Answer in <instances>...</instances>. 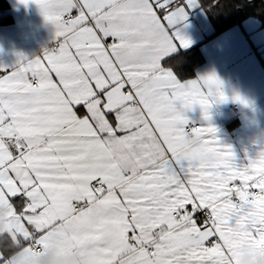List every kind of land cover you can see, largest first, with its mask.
<instances>
[{"label": "snow or ice", "instance_id": "snow-or-ice-1", "mask_svg": "<svg viewBox=\"0 0 264 264\" xmlns=\"http://www.w3.org/2000/svg\"><path fill=\"white\" fill-rule=\"evenodd\" d=\"M57 46L0 66V264L53 237L87 264H234L264 248V151L243 166L212 126L214 74L183 79L194 0H33Z\"/></svg>", "mask_w": 264, "mask_h": 264}, {"label": "crops", "instance_id": "crops-1", "mask_svg": "<svg viewBox=\"0 0 264 264\" xmlns=\"http://www.w3.org/2000/svg\"><path fill=\"white\" fill-rule=\"evenodd\" d=\"M6 2L8 9L0 14L9 18L8 22L0 23V66L12 70L18 67V62L32 60L42 56L45 50L54 49L59 38L55 37L54 26L45 20L33 0ZM200 9L199 3L186 7L185 19L175 26L189 42L187 46H177L175 54L198 44L204 61L189 79L214 74L221 83L224 98L214 99L206 116L199 105L181 111L186 124L191 123L192 127H214L218 143L227 145L233 153L234 164L243 166L264 151V59L256 46L257 42L264 45V40L258 36L253 41L248 36L242 23L249 18L215 35L213 32L199 38L195 20L202 25L208 23L206 13ZM263 27L261 22L252 23L255 34L262 32ZM234 104L237 108L229 109ZM45 248L46 251L38 252L31 264H38V258L43 256H50L53 264H76V259L79 264H87L85 259L79 258L78 251L59 237L51 238ZM257 250L264 251V248L246 242L238 244L234 264H244V256H251Z\"/></svg>", "mask_w": 264, "mask_h": 264}, {"label": "trees", "instance_id": "trees-1", "mask_svg": "<svg viewBox=\"0 0 264 264\" xmlns=\"http://www.w3.org/2000/svg\"><path fill=\"white\" fill-rule=\"evenodd\" d=\"M198 3L214 25L213 35L251 17L258 19L264 26V4L261 2L256 3L253 0H198ZM7 9L6 0H0V14ZM8 21V17L0 15V23ZM175 56L168 63L175 67L183 79L194 77L196 68L204 61L198 44L176 53Z\"/></svg>", "mask_w": 264, "mask_h": 264}, {"label": "rangeland", "instance_id": "rangeland-1", "mask_svg": "<svg viewBox=\"0 0 264 264\" xmlns=\"http://www.w3.org/2000/svg\"><path fill=\"white\" fill-rule=\"evenodd\" d=\"M179 1L181 2L183 0H179ZM197 3H198V0H194V2L191 5L197 6ZM200 11L203 12V13L205 12V11L202 10V8L200 9ZM205 18H206V20H208V23L205 22V25H202V24H200V22L198 20H195V25L199 28V32H198L199 38L206 37V35H209L210 33H213L214 29H215L214 25L209 20V18L207 16ZM249 19H250L249 21H244L242 23V25L246 29V32H247L248 36L253 41L255 39H257L258 36H259L260 40H264V27L262 28V32H260L259 34H255L253 29H252V23H255V24L259 23L260 24V22L258 20H256V19H254L253 17L249 18ZM196 22H198L199 24H196ZM195 41H197V40L195 39ZM256 46L258 48L259 53L261 54V56L264 59V45L261 46V44H259L257 42Z\"/></svg>", "mask_w": 264, "mask_h": 264}, {"label": "clouds", "instance_id": "clouds-1", "mask_svg": "<svg viewBox=\"0 0 264 264\" xmlns=\"http://www.w3.org/2000/svg\"><path fill=\"white\" fill-rule=\"evenodd\" d=\"M243 259L244 264H264V251L257 250L251 256L245 255ZM38 264H53V261L50 256H43L38 258ZM76 264H79L78 259H76Z\"/></svg>", "mask_w": 264, "mask_h": 264}, {"label": "built area", "instance_id": "built-area-1", "mask_svg": "<svg viewBox=\"0 0 264 264\" xmlns=\"http://www.w3.org/2000/svg\"><path fill=\"white\" fill-rule=\"evenodd\" d=\"M237 108V105H230L229 106V109H232V110H234V109H236ZM191 127H192V124L191 123H187L186 124V126H185V128H186V130H190L191 129ZM46 251V248L44 247L42 250H40L39 252H45Z\"/></svg>", "mask_w": 264, "mask_h": 264}, {"label": "flooded vegetation", "instance_id": "flooded-vegetation-1", "mask_svg": "<svg viewBox=\"0 0 264 264\" xmlns=\"http://www.w3.org/2000/svg\"><path fill=\"white\" fill-rule=\"evenodd\" d=\"M254 2H256V3H259V2H261V3H263L264 4V0H253Z\"/></svg>", "mask_w": 264, "mask_h": 264}]
</instances>
